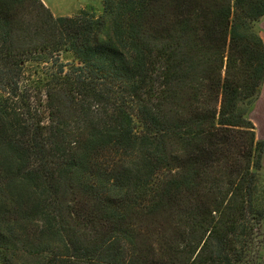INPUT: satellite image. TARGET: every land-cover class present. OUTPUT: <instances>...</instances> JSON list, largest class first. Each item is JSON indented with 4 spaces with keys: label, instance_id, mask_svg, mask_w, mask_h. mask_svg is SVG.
I'll return each instance as SVG.
<instances>
[{
    "label": "trees",
    "instance_id": "trees-1",
    "mask_svg": "<svg viewBox=\"0 0 264 264\" xmlns=\"http://www.w3.org/2000/svg\"><path fill=\"white\" fill-rule=\"evenodd\" d=\"M264 0H0V264H264Z\"/></svg>",
    "mask_w": 264,
    "mask_h": 264
},
{
    "label": "rangeland",
    "instance_id": "rangeland-1",
    "mask_svg": "<svg viewBox=\"0 0 264 264\" xmlns=\"http://www.w3.org/2000/svg\"><path fill=\"white\" fill-rule=\"evenodd\" d=\"M53 15H75L80 9L93 11L96 15L100 14L102 0H41ZM259 24L260 34L264 40V17ZM262 24V25H261ZM264 81L260 94L256 99L250 117L255 125L257 136L264 140ZM264 163V155H263Z\"/></svg>",
    "mask_w": 264,
    "mask_h": 264
},
{
    "label": "crops",
    "instance_id": "crops-1",
    "mask_svg": "<svg viewBox=\"0 0 264 264\" xmlns=\"http://www.w3.org/2000/svg\"><path fill=\"white\" fill-rule=\"evenodd\" d=\"M264 17V16H263ZM261 23V22H260ZM262 25V24H261ZM263 94H264V86H263Z\"/></svg>",
    "mask_w": 264,
    "mask_h": 264
}]
</instances>
